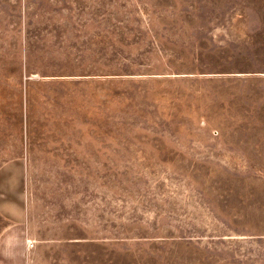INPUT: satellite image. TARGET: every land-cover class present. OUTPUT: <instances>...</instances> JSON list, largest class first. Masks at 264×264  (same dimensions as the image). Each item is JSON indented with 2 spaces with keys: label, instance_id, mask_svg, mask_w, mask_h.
I'll use <instances>...</instances> for the list:
<instances>
[{
  "label": "rangeland",
  "instance_id": "obj_1",
  "mask_svg": "<svg viewBox=\"0 0 264 264\" xmlns=\"http://www.w3.org/2000/svg\"><path fill=\"white\" fill-rule=\"evenodd\" d=\"M0 264H264V0H0Z\"/></svg>",
  "mask_w": 264,
  "mask_h": 264
}]
</instances>
